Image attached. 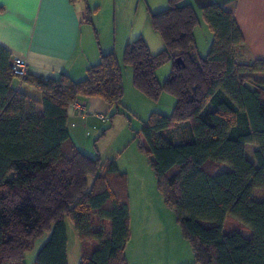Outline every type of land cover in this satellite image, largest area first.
I'll return each instance as SVG.
<instances>
[{
	"label": "trees",
	"instance_id": "obj_1",
	"mask_svg": "<svg viewBox=\"0 0 264 264\" xmlns=\"http://www.w3.org/2000/svg\"><path fill=\"white\" fill-rule=\"evenodd\" d=\"M201 15L212 32L205 57L195 45L196 12L186 0H168L150 15L160 51L136 38L121 63L113 52L101 53L78 82L65 73L43 78L27 70L18 77L0 47V264H25L46 231L34 264H68L67 220L80 242V264H127V175L115 161L78 150L66 126L78 99L99 98L111 111L119 106L123 67L132 69V85L146 98L175 99L171 115L151 113L134 139L141 138L137 149L190 246L192 264H264V80L253 76L264 74V60H237L244 40L230 12L212 4ZM167 62L171 69L160 83L157 70ZM14 81L36 89L40 105ZM246 145L255 146L252 162ZM217 163L229 170L215 173ZM257 190L262 199L254 197ZM227 217L250 232H225Z\"/></svg>",
	"mask_w": 264,
	"mask_h": 264
},
{
	"label": "crops",
	"instance_id": "obj_2",
	"mask_svg": "<svg viewBox=\"0 0 264 264\" xmlns=\"http://www.w3.org/2000/svg\"><path fill=\"white\" fill-rule=\"evenodd\" d=\"M186 2L196 12L198 26L202 23L210 33L207 34V50L212 32L203 21L201 10L215 4L232 14L243 37L244 45L236 51L237 60L244 64L264 60V0ZM167 6L168 0H0V47L6 49L12 59L23 60L33 76L53 78L65 73L78 82L86 78L89 66L99 62L101 53L113 52L121 63L125 45L151 33L150 15ZM107 35H112V40L103 38ZM194 40L198 52L200 41L196 39V30ZM161 49L162 46L157 52ZM253 76L264 80V74ZM126 77L129 79V71ZM18 82H13L14 87L39 106V92ZM127 86L133 95L140 93L133 85L129 86V82ZM111 112L99 98L85 100L83 116L75 115L68 108L67 131L78 150L94 154L92 132L102 135L105 123L98 115L107 116ZM136 150L138 156L131 154L128 161L131 165L127 169H120V164L116 163L118 170L127 175L130 228V239L124 250L127 264H192L190 246L156 188L149 161Z\"/></svg>",
	"mask_w": 264,
	"mask_h": 264
},
{
	"label": "rangeland",
	"instance_id": "obj_3",
	"mask_svg": "<svg viewBox=\"0 0 264 264\" xmlns=\"http://www.w3.org/2000/svg\"><path fill=\"white\" fill-rule=\"evenodd\" d=\"M197 26L196 30V39L200 41V46H198L199 51L197 52L200 57H205L209 50H207V34L210 35L209 31L200 24ZM107 39L113 38L112 35L103 36ZM102 38V31H101ZM144 40L150 47L151 51H156L161 48L162 42L159 35L155 31H151L149 34L144 35ZM203 49H202V48ZM159 51V50H158ZM155 52V53H156ZM171 69V63L167 62L162 65L157 70V78L163 82ZM129 71V79L126 77L127 72ZM254 75V74H253ZM122 82H123V96L121 103L117 108H114L113 111L106 116L107 121L102 124V135L100 132L94 131V134L91 138L92 143L95 145L94 154L89 155L92 158L99 156L102 160H113L115 163L120 164V169H127L128 165H131V162H128L131 159V154L138 156L137 153V143L141 138L137 137L134 139V136L141 129L142 124L148 119V116L151 113H158L162 115L169 116L171 115L172 109L175 105V99L168 93H162L157 100H150L141 93H136V96L133 95L128 90L129 86L132 87V69L130 67L122 68ZM131 82V83H130ZM104 132V134H103ZM174 141L178 142L180 140V132L175 130L171 133ZM100 136V137H99ZM99 137V138H98ZM255 149L254 145H246L245 153L248 158L252 157V152ZM120 158L119 160H117ZM147 162V158L144 157ZM216 172L229 170V165L225 163H217ZM254 197L256 199L263 198V191L257 190ZM242 228L243 230H248L245 226L240 224L238 221L231 217H227L224 231L230 232L233 230H238ZM250 232V231H249ZM66 233H67V263L68 264H80L81 261V248L80 242L77 237L76 231L73 228V225L70 221H66ZM51 231H46L42 234L41 237L32 242L31 250L25 254L24 263L25 264H34L37 252L45 244L49 238Z\"/></svg>",
	"mask_w": 264,
	"mask_h": 264
},
{
	"label": "built area",
	"instance_id": "obj_4",
	"mask_svg": "<svg viewBox=\"0 0 264 264\" xmlns=\"http://www.w3.org/2000/svg\"><path fill=\"white\" fill-rule=\"evenodd\" d=\"M27 66L25 62L19 58L13 59V74L18 77H24L27 74ZM85 100L78 99L70 105V108L73 110L75 115L83 116L85 114ZM98 118L102 122H106L107 118L104 115H98ZM73 127V124L72 126Z\"/></svg>",
	"mask_w": 264,
	"mask_h": 264
}]
</instances>
